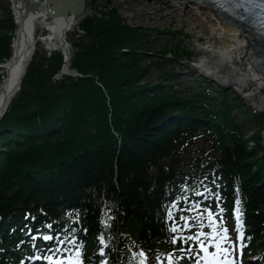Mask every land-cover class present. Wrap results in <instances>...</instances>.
Returning a JSON list of instances; mask_svg holds the SVG:
<instances>
[{
	"label": "trees",
	"instance_id": "16d2710c",
	"mask_svg": "<svg viewBox=\"0 0 264 264\" xmlns=\"http://www.w3.org/2000/svg\"><path fill=\"white\" fill-rule=\"evenodd\" d=\"M102 14L84 19L86 37L72 44V67L84 77L65 76L53 83L62 66L59 52L38 54L31 61L20 93L0 122V144L7 148L0 155V214L31 202H78L97 190L114 197L129 226L148 238L162 230L167 172L160 161L180 146L178 141L171 146L177 131L156 126L169 111L192 104L162 79L154 84L146 80L152 67L161 75L168 73L165 60L147 54V30L125 23L114 7ZM5 21L7 31L0 21V63L11 56L15 32L12 17ZM173 47L158 53L171 52L174 60L192 54L182 43ZM218 101L214 111L209 106L198 109L212 116L210 125L214 112L226 131L236 122L226 98ZM258 118L262 129L264 116ZM223 140V164L242 172L255 209L264 206V163L257 149L240 134L226 132ZM256 142L261 147L259 133ZM152 165L159 168L157 176L150 174ZM98 213L97 207H87L91 231Z\"/></svg>",
	"mask_w": 264,
	"mask_h": 264
},
{
	"label": "bare ground",
	"instance_id": "6f19581e",
	"mask_svg": "<svg viewBox=\"0 0 264 264\" xmlns=\"http://www.w3.org/2000/svg\"><path fill=\"white\" fill-rule=\"evenodd\" d=\"M159 1L184 10V13L188 14L199 28H202L204 22L191 8V5L195 6L206 22L211 24L213 30L221 35L220 46L214 45L211 49H201L207 52L208 56L200 62L199 66L206 67L208 73L217 80L228 82L230 87L236 88L253 105L264 107V44L254 36L253 31L240 25L235 18L210 8L206 3L196 0ZM31 9L27 11L25 7H21L15 11L18 19L20 18L19 29L13 41L12 56L3 66L6 72L0 83V118L18 93L26 69L35 54L32 30L33 22L38 16L44 18V24L51 30L45 37L49 48L63 51L67 56L70 51L67 45L68 34L76 25L78 17L71 13L51 16L40 8ZM67 67L68 62L65 69Z\"/></svg>",
	"mask_w": 264,
	"mask_h": 264
},
{
	"label": "rangeland",
	"instance_id": "374dc122",
	"mask_svg": "<svg viewBox=\"0 0 264 264\" xmlns=\"http://www.w3.org/2000/svg\"><path fill=\"white\" fill-rule=\"evenodd\" d=\"M127 1V3L125 2ZM174 1V0H172ZM87 6L90 13H101L105 11L109 7H114L120 16L125 20L126 23L131 24L132 26H139L143 28L149 29L148 32L151 34L150 39L146 42V46L150 49L149 53H153L155 58H162L163 60L166 58L168 61L167 66L176 65L177 71L180 72L179 83H177V87L179 89H186L187 87L193 88L195 83L199 85H203L206 83L205 79L211 78L209 75H206L204 71L200 70L195 64H198L200 59L198 57H202L203 51L202 48L211 49L214 45L220 46L221 43V35L218 31H214L211 24L206 22V19L201 15V13L195 8L194 5H191V8L195 10L198 16L204 22L202 28H199L195 21L190 18V16L184 13L182 9H176L170 6L167 3H164L159 0H88ZM14 10L11 8V4L8 0H0V18L3 19L5 17H14ZM1 28L3 31L8 29V25L6 23H2ZM179 31L184 30L183 43L189 49L197 54L192 62H176L170 58V55L167 54L165 57L158 53L160 50L168 48L170 45L169 41H173L175 43L176 40H180L177 38L171 37L168 34V31ZM163 33H161V32ZM166 32V33H164ZM79 37L74 31H71L68 35V43L71 46V43L77 42ZM211 40L213 42L211 43ZM71 52H72V47ZM41 55H50L48 51H44V48L41 46L39 51ZM148 63V60L145 61ZM193 73H197L196 81L193 80ZM159 72L156 69H150L149 78L153 82L158 79ZM167 82V81H166ZM173 82H177L173 80ZM225 82H220L213 77V87L211 88V93L213 97L220 96L219 84H223ZM227 83V82H226ZM228 89V98L230 100H238L243 102L246 107L256 108L258 111H263L264 107L255 106L252 102H249L246 98L242 96L240 92L237 91L236 88L230 87L227 83ZM255 109V110H256ZM235 113L239 116V119L242 123L241 127L248 134V138H251L250 144H253L252 137L257 135L259 131V125L254 120L252 115L249 117H245L242 115L239 110H234ZM262 142L264 145V129L261 132Z\"/></svg>",
	"mask_w": 264,
	"mask_h": 264
},
{
	"label": "snow or ice",
	"instance_id": "6c2138e0",
	"mask_svg": "<svg viewBox=\"0 0 264 264\" xmlns=\"http://www.w3.org/2000/svg\"><path fill=\"white\" fill-rule=\"evenodd\" d=\"M260 5L264 6V0H259ZM223 211V210H221ZM209 214H211V210H209ZM238 220H239V214H238ZM215 221H213L214 223ZM47 227H51V225H48ZM105 227H108L107 222H105ZM172 232H176L177 231V226H174L171 229ZM228 233V229L227 227H221L220 230L216 233L213 234V238L211 241H207L206 239H201V237H207L209 234L207 233H200V235H193L190 237H187V239H185V243H188L189 241H195L197 242L201 249L204 252H208V246L209 244L214 245L217 248V253L215 254H209V256H211L212 258L209 259V256H205L202 259L205 261V264H234V261L231 258V253L235 247L234 244H232V247H225V245H228L230 243H232L227 236ZM43 239L45 240H51L54 239V237L52 235H44ZM178 237L173 236V243L177 242ZM99 240L102 244L105 243L104 240V236L101 235L99 237ZM186 252V254L191 255V253H188L187 250H184ZM77 256H80V251L79 249H77L76 251ZM100 254L102 256L105 255V248L101 247L100 248ZM137 256L140 257V264H148V258L146 253H144L143 251H140L139 253L136 254ZM195 255L199 256L200 253H195ZM217 257H220L221 259H217ZM48 259H54L53 256H49L47 257ZM174 259V257L171 256V254H169V260L172 261ZM56 264H63L62 261L57 260ZM80 264H82V260L80 261ZM100 264H108L107 258L101 260ZM196 264H201L200 260L196 261Z\"/></svg>",
	"mask_w": 264,
	"mask_h": 264
},
{
	"label": "water",
	"instance_id": "95a60500",
	"mask_svg": "<svg viewBox=\"0 0 264 264\" xmlns=\"http://www.w3.org/2000/svg\"><path fill=\"white\" fill-rule=\"evenodd\" d=\"M47 10L51 16L64 15L67 13L81 14L85 8L86 0H34ZM49 1V2H48Z\"/></svg>",
	"mask_w": 264,
	"mask_h": 264
}]
</instances>
